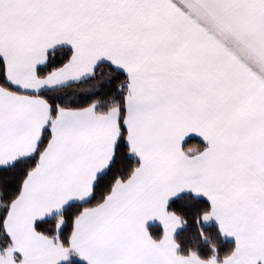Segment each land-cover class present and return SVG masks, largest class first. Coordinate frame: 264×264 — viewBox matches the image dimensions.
<instances>
[{"label":"snow or ice","instance_id":"6c2138e0","mask_svg":"<svg viewBox=\"0 0 264 264\" xmlns=\"http://www.w3.org/2000/svg\"><path fill=\"white\" fill-rule=\"evenodd\" d=\"M79 262L264 264V0H0V264Z\"/></svg>","mask_w":264,"mask_h":264},{"label":"crops","instance_id":"0c3cea01","mask_svg":"<svg viewBox=\"0 0 264 264\" xmlns=\"http://www.w3.org/2000/svg\"><path fill=\"white\" fill-rule=\"evenodd\" d=\"M191 139H196V140H198V139H200L199 137H197V136H195V135H193L192 137H191ZM198 143V141H194V143H193V145H195V144H197ZM75 259V258H74Z\"/></svg>","mask_w":264,"mask_h":264},{"label":"trees","instance_id":"16d2710c","mask_svg":"<svg viewBox=\"0 0 264 264\" xmlns=\"http://www.w3.org/2000/svg\"><path fill=\"white\" fill-rule=\"evenodd\" d=\"M194 143V141H190V144H193ZM79 264H83V262H79Z\"/></svg>","mask_w":264,"mask_h":264}]
</instances>
